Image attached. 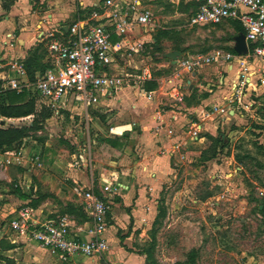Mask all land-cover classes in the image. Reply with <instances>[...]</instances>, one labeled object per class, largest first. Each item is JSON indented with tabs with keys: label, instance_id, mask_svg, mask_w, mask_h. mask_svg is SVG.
I'll return each mask as SVG.
<instances>
[{
	"label": "rangeland",
	"instance_id": "1",
	"mask_svg": "<svg viewBox=\"0 0 264 264\" xmlns=\"http://www.w3.org/2000/svg\"><path fill=\"white\" fill-rule=\"evenodd\" d=\"M90 1L91 5L81 10L76 0L73 13L67 19L59 17L58 24L68 25L90 15L96 7L94 4L100 0ZM141 1L152 12V22L128 45L138 51L128 47L115 54L112 67L107 70L109 73L136 74L148 67L152 80L160 83L162 75L175 72L174 69L162 70V64L167 61L163 54L176 47L184 48V56L204 54L218 41L214 31L209 34L206 28L189 26L188 16L194 8L188 0ZM33 7L48 12H70L72 6L60 1L52 8L34 4ZM36 52L43 64L46 47L39 45ZM135 97L144 99L138 94ZM246 104L250 105L249 109L240 110L237 118L226 113L224 117L214 116L213 120L201 123L212 121L223 134L222 144L225 145L220 144L215 149L213 161L205 163L200 156L202 151L212 154L214 142L205 141L203 149L197 147L198 153L180 150L179 156L172 153L162 164L153 193L152 214L140 223V229L133 236L134 250L152 264H264V212L260 213V201L264 207V98L257 97L254 101L249 97ZM111 108L94 114L89 112L91 120L88 121L76 109L52 113L41 132L22 141L18 148L23 151L19 165L7 169L0 166V174L9 175L6 181L0 180L3 199L0 208L12 200L16 202L11 206L15 210L28 204L9 192L6 184L12 182L34 197L52 195L53 188L73 189L71 170L79 167L80 153L86 162L91 161L94 180L100 177L101 169L112 167L111 161L127 156L135 158L131 159L130 164H133L134 160L142 158L138 149L129 155L121 152L118 157L104 146L111 135V118L115 111ZM30 120L1 119L0 126L19 127L30 124ZM88 142L95 147L91 148L89 156L88 152H83ZM35 157H38L39 167L34 162ZM127 167L126 164L120 166L123 170ZM49 199L56 205V198ZM117 199L120 198L114 196L112 200ZM108 206L112 207L109 203ZM125 220L133 224V220Z\"/></svg>",
	"mask_w": 264,
	"mask_h": 264
},
{
	"label": "crops",
	"instance_id": "2",
	"mask_svg": "<svg viewBox=\"0 0 264 264\" xmlns=\"http://www.w3.org/2000/svg\"><path fill=\"white\" fill-rule=\"evenodd\" d=\"M60 1L72 6L70 12H48L42 8H32L33 4L46 5V7L52 8ZM75 1L17 0L9 11L5 12L1 6L2 0H0V86L8 78L12 79L19 76L20 67L23 68L26 75L23 61L28 53L37 49L39 45L46 47V42L41 34L46 35L52 29L67 25H59V17L67 19L74 11ZM77 1L81 10L87 5H91L90 0ZM98 4L94 5L97 6ZM214 26H196L206 28V32L209 34L214 31L215 36L218 37L215 46H212L206 53L220 50L232 54L233 60L214 62L193 72H187L180 69L177 62L173 64L170 59L166 58L164 55L167 53H165L163 58L167 61L162 64V70L174 69L175 72L162 75L161 82H156L157 88L155 90H144L145 92H152L150 97L143 94L137 86H130L117 91L112 90L108 95L96 96L95 101L88 106L86 111L82 107H68V111L80 110L87 121L91 120L89 112L94 114L102 112L106 107H112L111 111L113 112V109L115 111L111 118V135L108 136L109 140L104 146L118 157L121 152L129 155L136 149L139 150L140 154H143V157L137 161L134 160L133 164H130L131 159L135 158L129 159L127 156L122 157L117 162L111 161L112 167L101 169L102 173L96 180L93 178L91 161L86 162L82 153L79 154V157L83 158V162L79 163L78 168L73 167L74 169L71 170L75 184L73 189L81 186H93L96 188L95 191L102 194L107 203L112 205L110 218H108L110 221L105 234L108 249L90 258L73 257L66 261L60 260L34 240L18 236L10 229L9 221L15 218L18 212V210L11 208L12 205H16V202L12 200L4 203L3 207L0 208V258H7L14 264H146L142 255L134 250L133 236L140 229V223L152 214L153 193L160 177L159 173L162 171V164L172 153L175 156H179L180 150L187 153H198L197 147L203 149L205 141L211 142L210 138H216L219 134L221 137L223 136L212 121L203 125L201 123L205 120H213L214 116L224 117L226 113L232 114L233 118L239 117L241 109L235 104L230 105L229 97L232 93L231 85L237 80L243 69L246 70L245 76H248L252 81L264 76V62L260 59L247 57L250 44L245 40L241 26L232 21H225ZM146 29H139L134 32L131 37L132 42L135 36L137 37L141 31ZM240 39L245 42L246 52L237 53L235 51ZM213 43L210 42V44ZM179 50L173 49L172 52ZM183 52L181 57L184 56ZM215 79H218V82L215 83ZM136 94L144 99L136 98ZM263 94L264 88H258L253 93V100L262 97ZM35 109L36 111L40 110L36 107ZM25 118L31 119L32 117ZM117 129H122V131L117 133ZM92 142L95 144L94 140ZM91 148L95 149L88 142L83 152H88L89 156ZM11 151L21 152V154L23 152L22 149ZM202 153L203 151L200 156ZM21 159L19 158V161H14L13 164L8 165L6 169L11 166L17 167ZM214 159H209L205 163ZM125 164L128 166L127 169H121L120 166ZM88 166L89 168H87ZM129 168L131 169L129 170ZM6 179H9V175L6 172L1 173L0 180L6 181ZM105 185L111 186L110 192L101 190ZM73 189L68 188L64 191L61 188H53L51 190L53 196H51L56 198V205H53L51 200L47 198L37 207L32 208L49 218L66 217L71 232L79 238L87 239L91 228L87 216L84 214L85 217H83L67 210V206L80 209V199L75 195ZM114 196H118L120 199L115 202L112 200ZM10 198L13 199V197L8 196V199ZM2 200V195H0V205H2ZM52 200L54 201V199ZM26 205L28 204L23 206ZM45 212L47 213L45 214ZM7 218H10L8 224H6ZM126 218L129 221L133 220V224L127 223ZM0 264L5 263L0 260Z\"/></svg>",
	"mask_w": 264,
	"mask_h": 264
},
{
	"label": "built area",
	"instance_id": "3",
	"mask_svg": "<svg viewBox=\"0 0 264 264\" xmlns=\"http://www.w3.org/2000/svg\"><path fill=\"white\" fill-rule=\"evenodd\" d=\"M193 10L188 16V24L214 26L225 21L237 22L244 31L245 40L250 44L248 58L264 62V0H188ZM152 22V12L141 0H101L87 17L79 18L71 24L62 25L42 35L46 42L47 54L44 72H36L29 80L22 67L16 78H8L0 86V94L5 91L26 92L35 100L37 109L45 108L53 114L68 107H82L84 111L96 96L108 95L130 86H137L143 94L144 85L152 80L151 71L143 67L136 74L109 73L115 54L126 50L131 37L139 29L147 28ZM135 45H137L135 43ZM141 46V44H139ZM128 49L137 52L130 46ZM234 56L220 50L205 54L183 56L177 66L187 72L214 62L233 60ZM243 69L231 85L229 104H235L247 111L250 105L245 99L252 98L260 87L264 88V76L255 81L245 76ZM195 135V134H194ZM21 152H0V166L7 167L19 161ZM38 157L34 162L38 164ZM83 158L79 157L82 163ZM80 165V164H79ZM110 192L111 186L101 188ZM75 195L80 199V207L90 221L89 237L79 238L71 232L66 217L49 218L31 206H23L17 216L9 221L10 229L18 236L34 240L51 255L66 261L73 257L90 258L108 249L106 231L110 209L102 194L97 195L94 187H75Z\"/></svg>",
	"mask_w": 264,
	"mask_h": 264
},
{
	"label": "trees",
	"instance_id": "4",
	"mask_svg": "<svg viewBox=\"0 0 264 264\" xmlns=\"http://www.w3.org/2000/svg\"><path fill=\"white\" fill-rule=\"evenodd\" d=\"M17 0H2V9L5 12H8L10 7ZM179 47L174 48V50H179ZM37 49L28 53V56L23 61V67L26 71V76L29 80H32L36 72H44L47 69V64L43 62L41 64L40 56L37 54ZM157 88V83L150 81L145 83V91H153ZM264 98V94L262 95ZM0 118L5 119H19L31 116V122L28 125H23L19 127L9 126L6 128L0 127V152H6L11 150H17L22 144V141L28 137H32L33 134H37L44 129L46 121L51 117L52 112L48 109L41 108L36 111L35 109V100L28 97L26 92L17 93L16 91H5L0 94ZM211 143L214 142L212 148V154H209V151L202 153L201 157H204V161L212 159L215 157V152L217 147L222 144V137L220 134L216 138H210ZM40 142L42 140H39ZM225 144H222L224 146ZM216 149V150H215ZM9 192L17 197L21 201H28L29 206L35 208L42 201L47 198H53L51 195L41 194L36 197L32 196L30 193L23 192V190L17 185L16 182L7 184ZM97 195H100L95 191ZM101 196V195H100ZM68 211L75 212L78 215L85 217L81 207L80 209H74L71 206H67ZM264 212V207L260 213ZM5 264H14L7 258L1 257ZM146 264H152L148 259H145Z\"/></svg>",
	"mask_w": 264,
	"mask_h": 264
},
{
	"label": "water",
	"instance_id": "5",
	"mask_svg": "<svg viewBox=\"0 0 264 264\" xmlns=\"http://www.w3.org/2000/svg\"><path fill=\"white\" fill-rule=\"evenodd\" d=\"M184 51V48H181L179 51H174V52H171V53H167L165 54L164 56L168 59H170L173 64H176V62L180 59L181 57V53ZM235 51L237 53H242V52H246L247 49H246V45H245V42L243 39H240L237 43V47L235 48ZM260 204H261V207H260V210L262 209V205H263V202L260 201Z\"/></svg>",
	"mask_w": 264,
	"mask_h": 264
},
{
	"label": "bare ground",
	"instance_id": "6",
	"mask_svg": "<svg viewBox=\"0 0 264 264\" xmlns=\"http://www.w3.org/2000/svg\"><path fill=\"white\" fill-rule=\"evenodd\" d=\"M121 131H122V129H117V131H116V132L118 133V132H121Z\"/></svg>",
	"mask_w": 264,
	"mask_h": 264
}]
</instances>
